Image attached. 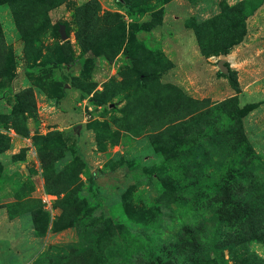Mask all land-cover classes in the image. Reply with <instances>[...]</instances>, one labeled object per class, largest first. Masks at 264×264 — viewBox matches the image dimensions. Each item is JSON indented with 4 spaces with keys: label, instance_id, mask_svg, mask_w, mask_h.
I'll list each match as a JSON object with an SVG mask.
<instances>
[{
    "label": "rangeland",
    "instance_id": "1",
    "mask_svg": "<svg viewBox=\"0 0 264 264\" xmlns=\"http://www.w3.org/2000/svg\"><path fill=\"white\" fill-rule=\"evenodd\" d=\"M0 264H264V0H0Z\"/></svg>",
    "mask_w": 264,
    "mask_h": 264
},
{
    "label": "water",
    "instance_id": "2",
    "mask_svg": "<svg viewBox=\"0 0 264 264\" xmlns=\"http://www.w3.org/2000/svg\"><path fill=\"white\" fill-rule=\"evenodd\" d=\"M63 36L66 37L64 30H63ZM219 66L222 68V70H227L226 66L223 65L222 61L219 62Z\"/></svg>",
    "mask_w": 264,
    "mask_h": 264
}]
</instances>
